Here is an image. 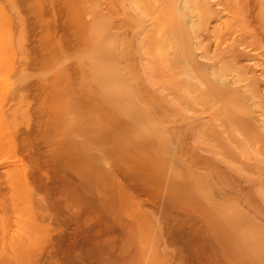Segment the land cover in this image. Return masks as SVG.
Instances as JSON below:
<instances>
[{"label":"rangeland","instance_id":"obj_1","mask_svg":"<svg viewBox=\"0 0 264 264\" xmlns=\"http://www.w3.org/2000/svg\"><path fill=\"white\" fill-rule=\"evenodd\" d=\"M145 1L0 0V264H264V8L244 36L239 0H175V27ZM95 34L121 110L89 84Z\"/></svg>","mask_w":264,"mask_h":264},{"label":"bare ground","instance_id":"obj_2","mask_svg":"<svg viewBox=\"0 0 264 264\" xmlns=\"http://www.w3.org/2000/svg\"><path fill=\"white\" fill-rule=\"evenodd\" d=\"M137 1H139V0H137ZM153 1V0H152ZM171 0H168V1H166V3L168 2V8H167V4H166V9L164 10V13H172L171 15L173 16V17H175V15H176V13H178L177 12V10H176V12H175V9H176V7H174V6H176V1H178V0H173V4L172 3H169ZM174 1H175V3H174ZM229 1V0H228ZM228 1H227V3H228ZM240 2L238 3L239 5V10L241 9L242 10V12H243V15H244V17H243V20L241 19L240 20V22L242 21V23H240V24H238L239 22H237V27H238V25H239V27H241V30L239 29V32L241 31V33H242V31H243V35L245 36L246 35V32H244V31H248L247 29H245L246 27H247V25L249 26V25H254V24H252V21H253V19H251V17H255L256 16V12H254L255 13V15L254 16H252L253 14H252V11L254 10L255 11V9L257 8L256 6H255V2L257 3L256 5H258V9L261 7V8H264V7H262V6H264V4H261V6L258 4V0H239ZM261 1V0H260ZM137 5H139V6H142V5H144V4H142V5H140V4H138V2H136V1H134ZM144 2H145V4H146V1L144 0ZM226 2V1H225ZM232 2V1H231ZM141 3H142V0H141ZM261 3H264V1H261ZM149 4V3H148ZM147 4V5H148ZM224 4V3H223ZM151 5V4H150ZM150 5H149V7H150ZM231 5V4H230ZM233 5V4H232ZM255 6V7H254ZM144 7V6H143ZM142 7V8H143ZM227 7V6H226ZM138 8V7H137ZM136 8V9H137ZM148 8V7H147ZM238 8V7H237ZM260 8V9H261ZM138 9H140V7L138 8ZM169 9V10H168ZM218 10V9H217ZM215 11V10H214ZM219 11V10H218ZM226 11V10H225ZM233 11V10H232ZM259 11V10H258ZM261 11V10H260ZM259 11V12H260ZM262 11H264V10H262ZM261 11V12H262ZM236 12V11H235ZM242 12H241V14H242ZM162 13H163V11H162ZM163 14V15H161V17H162V19L165 21L166 20V18L168 19V21L166 20V22H168V27H169V23H170V25H171V23L173 22V24H172V26L175 24L174 23V21L171 19V18H168L169 16H171L169 13L168 14ZM237 13H238V11H237ZM181 14V13H180ZM220 14V13H219ZM235 14V13H234ZM259 14V13H258ZM257 14V15H258ZM179 15V14H178ZM237 15H239V13L237 14ZM260 15V14H259ZM258 15V16H259ZM164 16V17H163ZM166 17V18H165ZM176 17H177V15H176ZM179 17V16H178ZM259 17H261V16H259ZM242 18V17H241ZM170 19H171V21H170ZM174 19V18H173ZM255 19H256V17H255ZM259 19V18H258ZM262 19H264V18H262ZM99 20V19H98ZM252 20V21H251ZM261 20V19H260ZM162 21V20H161ZM238 21H239V19H238ZM233 23H234V21H232ZM244 22L246 23L245 25H244ZM164 23V25L166 24L165 22H163ZM162 23V24H163ZM177 23V22H176ZM236 23V22H235ZM255 23V22H254ZM256 23H257V21H256ZM259 23H260V21H259ZM158 25V24H157ZM178 25V24H177ZM260 25V27L262 26L261 25V23L259 24ZM103 26V25H102ZM179 26V25H178ZM231 26V25H230ZM233 26H235V24H233ZM158 27V26H157ZM166 27V26H165ZM173 27H175V26H173ZM177 27V26H176ZM225 27H227V26H225ZM228 27H229V25H228ZM227 27V28H228ZM101 28V27H100ZM99 28V29H100ZM172 28V27H171ZM243 28H244V30H243ZM248 28V27H247ZM252 28V27H251ZM102 29V28H101ZM101 29H100V31H101ZM162 29V30H161ZM165 29V28H164ZM164 29H163V25L161 26H159V28H158V31H156L157 33V36H159L158 35V32H159V34L160 35H162L163 33H164ZM181 29V28H180ZM226 29V28H225ZM225 29H223V30H225ZM104 30V29H103ZM160 30L162 31V34H161V32H160ZM230 30V29H229ZM235 30H237L236 28L234 29V33H235ZM250 30V29H249ZM257 30V29H256ZM256 30L254 31L253 30V34H254V32L255 33H257V34H259V32H256ZM99 31V32H100ZM105 31V30H104ZM104 31H102L103 33H104ZM166 31V30H165ZM167 31H168V28H167ZM173 31V30H172ZM238 31V30H237ZM237 31H236V34H237ZM262 31V30H261ZM260 31V32H261ZM102 32L100 33L101 35H103L102 34ZM182 32V31H181ZM223 32V31H222ZM221 32V33H222ZM238 32V33H239ZM229 33V32H228ZM231 33V32H230ZM245 33V34H244ZM249 33H250V31H249ZM248 33V34H249ZM262 33V32H261ZM185 34V33H184ZM232 35L231 36H233V32L231 33ZM251 34V33H250ZM155 35V34H154ZM165 35V34H164ZM175 35V34H174ZM242 35V36H243ZM157 36H156V40H157ZM235 36V35H234ZM99 35H96L95 34V36L94 37H92V41H93V43H92V45H93V53H92V59H91V62H90V65H88L89 64V62L87 63V68H89V71H87L88 73V77H89V84L91 83V85L92 86H94L95 87V89H94V92L96 93V94H98L97 96L99 97V98H101V102L103 103V104H107V105H109V106H111L112 108L113 107H118L119 106V104H121V106L122 105H125V103H128V92H127V90H126V88L123 86V84H122V79H121V76H120V72H119V67H118V65L114 62V61H112L111 60V57L113 56H111V53H110V57H109V52L111 51V49H112V46H113V42H111V44H112V46L110 45V43H109V46L108 47H110V48H102V47H100V45H99ZM163 37H166V36H163ZM169 37V36H168ZM257 37V36H256ZM264 38V34H262V36L260 35L259 37H257L258 39L259 38ZM100 38H102V37H100ZM150 37L148 36V39H149ZM152 39H153V37H151ZM173 38V37H172ZM172 38H171V40H172ZM228 38V37H227ZM232 38H234V37H232ZM236 38V37H235ZM256 38V39H257ZM238 39H239V37H238ZM248 39V38H247ZM251 39H252V36H251ZM155 40V41H156ZM160 40H161V38H160ZM223 40V39H222ZM230 40V39H229ZM240 40V39H239ZM262 40H264V39H262ZM262 40H260L259 39V41L262 43ZM149 41H152V40H150L149 39ZM225 41V40H224ZM245 41V40H244ZM257 41V40H256ZM170 42V41H169ZM235 42V41H234ZM238 42V41H237ZM155 43V42H154ZM162 44H163V42H161ZM172 43V42H171ZM226 43V42H225ZM259 43V42H258ZM258 43H256L255 45H257L258 46ZM90 44V43H89ZM101 44V43H100ZM166 44V43H165ZM238 44V43H237ZM157 45H158V43H157ZM168 45V44H167ZM188 45H189V43H188ZM231 44H229V46H230ZM239 45V44H238ZM251 45V44H250ZM253 45V44H252ZM251 45V46H252ZM261 45V49L260 50H264V47H262V46H264V44H260ZM158 46H160V45H158ZM162 46V45H161ZM165 47H166V49H167V46L166 45H164L163 46V52H165L164 51V49H165ZM226 47H228L227 45H226ZM231 47H233V46H231ZM248 47V46H247ZM90 48H91V46H90ZM100 48H102V50L100 51ZM113 48H115V46H113ZM158 48V47H157ZM162 47H160V49H161ZM234 48V50H235V47H233ZM108 49H109V52H107L108 51ZM153 49H154V47H153ZM218 49V48H217ZM223 49V48H222ZM225 49V48H224ZM227 49V48H226ZM106 50V51H105ZM92 51V50H91ZM232 51H233V49H232ZM103 52H105V53H103ZM107 52V53H106ZM112 52V51H111ZM113 52H114V50H113ZM112 52V53H113ZM152 52V51H151ZM157 51H155V52H153V53H156ZM160 52V51H159ZM167 52V51H166ZM238 52H236L235 53V55L237 54ZM240 53V52H239ZM241 53H242V51H241ZM157 54H158V52H157ZM161 54V53H160ZM227 54H229L228 52H227ZM248 54H249V52H248ZM248 54H246V55H248ZM261 54H262V52H261ZM101 57H100V56ZM162 55H163V53H162ZM231 55V54H230ZM233 55H234V52H233ZM234 55V56H235ZM238 55V54H237ZM236 55V56H237ZM97 56H99V58H96ZM153 56H155V55H153ZM166 56V57H165ZM228 56V55H227ZM235 56V57H236ZM157 57V55L155 56V57H153V59L154 58H156ZM160 57V56H159ZM159 57H157V62H158V60H159ZM163 58L165 57V61H166V58H167V55H165V53H164V55L162 56ZM238 57H239V55H238ZM244 57V56H243ZM255 57V56H254ZM245 58V57H244ZM251 58V57H250ZM230 59V58H229ZM247 59V58H246ZM190 60V59H189ZM232 60V59H231ZM235 61H236V59H235ZM234 61V62H235ZM260 61H262V60H260ZM155 62H156V60L153 62L154 64H155ZM161 62H163L164 63V61L162 60ZM228 62V61H227ZM237 62V61H236ZM239 62V61H238ZM262 62H264V61H262ZM159 63V62H158ZM154 64H152V66L154 65ZM239 64V63H238ZM244 64V63H243ZM162 65V64H161ZM150 67V66H149ZM154 67V66H153ZM156 67V66H155ZM188 68H186V70H187ZM151 71H153L152 70V67H151V69H150ZM190 70V69H189ZM257 69H255V71H256ZM189 75H188V77L190 76V72L188 73ZM87 76V75H86ZM203 79V78H202ZM205 79V78H204ZM252 80H253V78H252ZM251 79H250V81H252ZM87 81V82H88ZM254 81V80H253ZM94 83V84H93ZM205 83V82H204ZM207 83V82H206ZM256 83V82H255ZM260 83V82H259ZM88 84V85H89ZM224 84H226V83H224ZM209 86H208V89H207V91H208V93H209V95H208V97L210 96H212L211 98H213V97H217V96H219V97H227L228 96V93H230L227 89L229 88V86H228V88L226 89V86H227V84L225 85V87H217V86H215V85H213L212 83L211 84H208ZM262 85H264V84H262ZM219 86V85H218ZM252 86H254V85H252ZM258 86V85H257ZM256 86V87H257ZM188 87V86H187ZM193 87V86H192ZM192 87H189V88H192ZM197 88V87H196ZM207 88V87H206ZM225 88V91L223 90ZM231 89V88H230ZM91 90H93V88H91ZM190 90V89H189ZM198 90V89H197ZM232 90V89H231ZM200 91V90H199ZM206 91V92H207ZM259 91V90H258ZM261 91V90H260ZM201 92V91H200ZM92 93H93V91H92ZM190 92H188V94H189ZM253 93H254V89H253ZM191 94V93H190ZM196 94V93H195ZM194 94V95H195ZM204 95H205V93H203ZM202 94V95H203ZM212 94V95H211ZM261 95H262V93H260ZM214 95V96H213ZM230 95V94H229ZM236 96V95H235ZM207 97V96H206ZM190 98H191V96H190ZM196 98H198L199 99V97H197V95H196ZM211 98H210V100H211ZM227 99V98H226ZM229 100H230V98H228ZM235 99L236 98H233V100H234V102L232 101V105H233V103H235ZM193 100H195V98L193 99ZM214 100H215V98H214ZM232 100V99H231ZM262 101V100H261ZM225 102H227V100L225 101ZM240 102V101H239ZM238 105H240L239 103H238V101L236 102ZM235 103V104H236ZM93 104V106H94V102L92 103ZM127 105H129V103L127 104ZM227 105V107L226 106H224L222 109H221V111H219L218 112V116L220 117V118H222V120L224 119V121L226 120V122L227 123H229L228 125H229V129H230V127H232L231 125H235V122H233V121H235V120H232V118H231V113L233 112V114L236 112V110L234 111V105H233V107H232V105L230 106L229 104H226ZM108 106V107H109ZM241 106V105H240ZM97 107V106H96ZM110 107V108H111ZM125 107V106H124ZM111 108V109H112ZM126 108V107H125ZM243 108H245V106L243 107ZM116 109V108H115ZM122 108L119 106V110H121ZM112 110H114V109H112ZM145 110H146V108H145ZM231 110H233V111H231ZM244 110H247V108H245ZM125 111H126V109H125ZM125 111H124V113H125ZM122 112V111H121ZM123 113V112H122ZM240 113V112H239ZM243 113V111L241 110V114ZM126 114V113H125ZM132 114V113H131ZM142 115H143V113L142 112H140L139 113V115H138V117H139V119H137V120H141V118H143L142 117ZM246 114H245V112H244V118L246 117V116H249V118H250V114H248V111H247V115L245 116ZM243 117V114H242V116L240 117V119H239V121H240V124L243 126V130L246 132L247 131V129H246V126L245 125H247V126H249L250 125V120L251 119H249L248 117H247V119H244V118H242ZM132 118V117H131ZM252 118H253V116H252ZM133 120L132 121H134V122H136L137 120H134V118H132ZM256 119H257V115H256ZM237 121V120H236ZM130 123H132L131 121H130ZM260 123V122H259ZM237 124V123H236ZM240 124H238L239 126H240ZM143 125V124H142ZM145 125V126H144ZM144 125H143V127L144 128H147L148 130H152V126H151V124H147L146 122L144 123ZM238 125H237V127H238ZM151 126V127H150ZM255 126H256V124H255ZM139 128V127H138ZM240 128H241V126H240ZM250 128V130H249V132H252L251 131V127H249ZM256 128V127H255ZM140 129L141 128H139L138 130H139V132H140ZM153 129H154V127H153ZM257 129V128H256ZM137 130V131H138ZM144 130V129H143ZM155 130V129H154ZM156 130H157V128H156ZM150 131H148V133H150ZM153 131V130H152ZM213 132V130H210V132ZM230 131H231V129H230ZM142 132V131H141ZM159 132V131H158ZM158 132H156V134H155V136L157 135V133ZM148 133H147V135H148ZM215 133V132H214ZM253 133V132H252ZM246 134V133H245ZM142 136H143V134H141ZM150 135V134H149ZM157 137V136H156ZM160 136L158 135V138H159ZM157 138V139H158ZM165 138V137H164ZM260 139L262 140V139H264V138H262L261 137V135H260ZM160 140L162 141L163 139H161L160 138ZM252 140H254V139H252ZM258 140H259V138H258ZM157 141V140H156ZM166 141V140H165ZM260 141V140H259ZM126 142V141H125ZM167 142V141H166ZM256 143V142H255ZM261 143V142H260ZM128 144V143H127ZM156 144V143H155ZM159 144L160 145H162L163 146V144H161L160 143V141H159ZM262 144V143H261ZM124 145H125V143H124ZM157 145V144H156ZM260 146V145H259ZM166 147V146H165ZM162 149H164V148H162ZM262 150V149H261ZM246 218V217H245ZM235 219H237V216L235 217ZM234 219V220H235ZM238 220H240V222H241V218H239ZM237 220V221H238ZM249 220V219H248ZM246 221V220H245ZM242 222H243V226H245L244 225V221H243V218H242ZM233 223V222H232ZM237 224H239V223H237ZM242 224V223H241ZM240 224V225H241ZM246 224V223H245ZM249 225V224H248ZM252 225V224H251ZM253 226V225H252ZM237 227H238V225H237ZM246 227H247V225H246ZM246 227H245V232L247 233V232H249V231H246ZM233 228L235 229L236 227H234L233 226ZM248 228V227H247ZM249 228H250V225H249ZM256 228V227H255ZM239 229V228H238ZM237 230V229H236ZM240 230H243V229H240ZM248 230V229H247ZM252 230V227L250 228V231ZM253 230L255 231V229L253 228ZM256 230H258V229H256ZM259 231V230H258ZM238 232V231H237ZM240 232V231H239ZM243 233V232H242ZM245 233V234H246ZM255 233H257L256 231H255ZM231 234V233H230ZM248 234V233H247ZM250 234V237H252L253 236V238L255 239V244H256V241H258V243H257V246H255L256 247V249L254 248H252L253 247V245L251 246V249L252 250H250V248H249V251H252L253 253L251 254V255H253L254 257H255V259H254V257H253V260H252V262L255 260V262H256V260H259L262 256H264V249H262V248H264V246H261V245H264V244H262V243H260V241L262 242V239H261V233H259V235H258V233H257V235L255 236V235H253L252 234V231H251V233H249ZM252 234V235H251ZM262 234H264V233H262ZM261 235V236H260ZM242 236L244 237V234H242ZM235 237V236H234ZM238 237V239H241V237H239V236H237ZM236 237V238H237ZM250 237H249V239H250ZM228 238V237H227ZM226 238V240H228ZM245 238V237H244ZM247 238V237H246ZM248 239V238H247ZM261 239V240H260ZM226 240H225V242H226ZM229 241V240H228ZM241 241V240H240ZM242 241H243V238H242ZM244 241H245V239H244ZM251 241H252V239H251ZM242 243V242H241ZM243 243H245V246H246V242H243ZM250 243V242H249ZM252 243H254L253 241H252ZM251 243V244H252ZM260 243V244H259ZM226 244V243H225ZM235 244V243H234ZM229 244H227V246H228ZM248 245V244H247ZM250 245V244H249ZM230 246H231V244H230ZM230 246H228V247H230ZM235 246V245H234ZM228 247H227V249H228ZM226 248V247H225ZM230 249V248H229ZM241 250V249H240ZM229 251V250H228ZM229 252H231V251H229ZM234 252H235V248H234ZM236 253V252H235ZM245 254V253H244ZM248 257L250 256L248 253L246 254ZM245 255V256H246ZM252 257V256H251ZM262 258H264V257H262ZM245 259V258H244ZM239 260V259H238ZM260 260H262V259H260ZM260 262V261H259ZM245 263H246V261H245ZM251 263V262H250ZM257 263H258V261H257Z\"/></svg>","mask_w":264,"mask_h":264}]
</instances>
